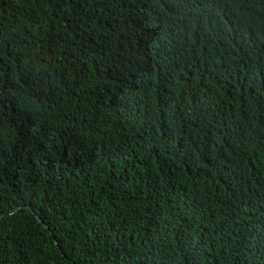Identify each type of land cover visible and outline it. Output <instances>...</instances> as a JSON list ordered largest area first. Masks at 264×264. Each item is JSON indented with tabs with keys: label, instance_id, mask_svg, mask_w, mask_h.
Wrapping results in <instances>:
<instances>
[{
	"label": "trees",
	"instance_id": "trees-1",
	"mask_svg": "<svg viewBox=\"0 0 264 264\" xmlns=\"http://www.w3.org/2000/svg\"><path fill=\"white\" fill-rule=\"evenodd\" d=\"M0 264H264V0H0Z\"/></svg>",
	"mask_w": 264,
	"mask_h": 264
}]
</instances>
